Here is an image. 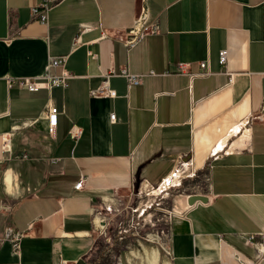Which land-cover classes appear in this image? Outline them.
I'll list each match as a JSON object with an SVG mask.
<instances>
[{
	"label": "crops",
	"instance_id": "0c3cea01",
	"mask_svg": "<svg viewBox=\"0 0 264 264\" xmlns=\"http://www.w3.org/2000/svg\"><path fill=\"white\" fill-rule=\"evenodd\" d=\"M38 2L0 0V237L24 232L17 253L1 243L0 264H91L100 206L165 188L178 168H205L196 193L209 200H180L163 263L264 264V0H61L46 24L31 18ZM52 57H64L48 71L68 73L67 86L19 83ZM202 61L212 73L191 76ZM124 69L142 82L117 74V97L91 94Z\"/></svg>",
	"mask_w": 264,
	"mask_h": 264
},
{
	"label": "rangeland",
	"instance_id": "374dc122",
	"mask_svg": "<svg viewBox=\"0 0 264 264\" xmlns=\"http://www.w3.org/2000/svg\"><path fill=\"white\" fill-rule=\"evenodd\" d=\"M176 172L165 188L156 185L149 191L122 196L100 206L102 227L98 226L100 236L90 255L91 264H146V250L151 249L159 251V264H164L172 219L180 200L205 191L208 186L205 168L199 176L187 175L182 168Z\"/></svg>",
	"mask_w": 264,
	"mask_h": 264
},
{
	"label": "built area",
	"instance_id": "2783aa9c",
	"mask_svg": "<svg viewBox=\"0 0 264 264\" xmlns=\"http://www.w3.org/2000/svg\"><path fill=\"white\" fill-rule=\"evenodd\" d=\"M61 0H39L38 4L35 6H32L30 9V15L31 18L34 20L39 21L40 23L46 24L48 21V12L49 10L57 3H59ZM141 21L142 23V29H144L145 26H148L147 24V15L143 12L142 15L139 16L138 21ZM79 41V37H76L74 39V43H77ZM129 44H134L135 38L130 39ZM228 60V50L222 49L219 52V63L221 65H226ZM64 62V57H52L46 67V71L38 75L36 77H33L32 79H23L19 81V83L22 86H25L28 91L34 92L38 91L40 88H52L54 86H67V79L70 77L68 73L65 71H61L59 74H51L49 73V68H55L59 65H62ZM188 64L186 63H180L179 64V71L180 73H188ZM201 72L199 73H191V76H203L212 73L209 70V66L207 61H202L200 63ZM122 75L127 78L129 86L140 84L142 82L143 75L141 74H134L128 72L126 69L121 70L120 72L116 73L115 71H112L111 73L104 74L103 75V82L100 87L97 89H94L91 91V94L94 96H105V97H117V91L115 89H112L110 87V77L113 75ZM59 114L58 108L56 105H50L48 107V133L53 134L55 132L56 126H57V115ZM111 119L113 121H116V115L115 113L111 114ZM83 130L80 127H74L70 131V136L73 139H79L82 136ZM3 147L8 148V140L3 138ZM8 150V149H7ZM84 184V177H81L80 182H77L74 185L75 190L82 189ZM24 237V232L17 230L13 227V225H7L3 231L2 236L0 237V245L3 241H8L11 244V247L14 252H18L20 249V243L22 238ZM261 241L259 242L260 248H258V260H264V233H262L259 237ZM256 241V236L251 235L247 239V243H254ZM167 253H169L167 251ZM18 264V263H16Z\"/></svg>",
	"mask_w": 264,
	"mask_h": 264
},
{
	"label": "bare ground",
	"instance_id": "6f19581e",
	"mask_svg": "<svg viewBox=\"0 0 264 264\" xmlns=\"http://www.w3.org/2000/svg\"><path fill=\"white\" fill-rule=\"evenodd\" d=\"M142 27V23L141 21L138 22V28H141ZM140 30V29H139ZM56 87V86H55ZM182 172V171H181ZM182 177V176H181ZM180 177V178H181ZM171 183L170 179H168V183ZM144 214V213H143ZM98 221V225L100 227L101 224H100V221L99 219L97 220ZM147 252V257H146V264H159V260H160V255H159V251L157 249H151V250H146ZM133 254V253H132Z\"/></svg>",
	"mask_w": 264,
	"mask_h": 264
},
{
	"label": "water",
	"instance_id": "95a60500",
	"mask_svg": "<svg viewBox=\"0 0 264 264\" xmlns=\"http://www.w3.org/2000/svg\"><path fill=\"white\" fill-rule=\"evenodd\" d=\"M188 204L189 205H194L197 202H202V203H207L208 202V197L203 194H191L188 196Z\"/></svg>",
	"mask_w": 264,
	"mask_h": 264
}]
</instances>
